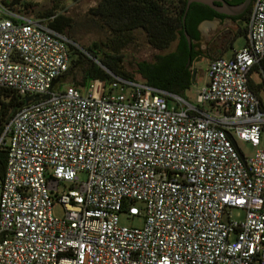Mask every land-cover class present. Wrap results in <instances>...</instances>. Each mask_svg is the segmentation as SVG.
Returning a JSON list of instances; mask_svg holds the SVG:
<instances>
[{"label": "built area", "instance_id": "2783aa9c", "mask_svg": "<svg viewBox=\"0 0 264 264\" xmlns=\"http://www.w3.org/2000/svg\"><path fill=\"white\" fill-rule=\"evenodd\" d=\"M55 17L0 0V87L39 96L0 137V264H264V149L238 143L258 147L264 132L250 85L264 0L244 46L208 59L194 102L109 69L111 84H61L76 43ZM122 213L145 223L122 225Z\"/></svg>", "mask_w": 264, "mask_h": 264}, {"label": "trees", "instance_id": "16d2710c", "mask_svg": "<svg viewBox=\"0 0 264 264\" xmlns=\"http://www.w3.org/2000/svg\"><path fill=\"white\" fill-rule=\"evenodd\" d=\"M2 1L9 6L33 12L39 17L56 15L51 25L61 32H68L70 18L63 14H56L54 8L37 11L34 4L28 0ZM229 1L238 4L244 0ZM253 4L254 0L243 14L231 17L217 12L206 4L194 2L187 12L184 23L187 0H100L96 6L90 8V14L100 18L103 21V26L110 28L112 36L117 38L134 36L136 31L142 30L147 36L148 42L160 53L155 56L152 62L138 63L137 73L140 78H137L135 74L123 69L122 56L104 50L97 43L85 47L87 53L76 45H70L71 63L61 81L70 75H73L74 78L80 75L81 80L72 84L86 87L94 80L111 84L113 76L106 70L109 69L115 75L143 80L157 88L184 96L185 92L196 82V80L193 81L192 66L202 55V52L198 50L202 38L200 24L214 19L221 21L232 19L235 22H243L242 26L232 32L230 40L223 46L224 52L233 46L238 36L247 37V22ZM185 30L191 36V48L185 36ZM174 44L175 47L172 49ZM223 52L215 57L224 56ZM189 59H191L190 63ZM253 70L264 75V59L256 64ZM250 85L257 94L264 88V82L256 84L252 78ZM25 104V97L12 89L0 87V137L10 117ZM6 165L7 150L4 146L0 148V180L4 177Z\"/></svg>", "mask_w": 264, "mask_h": 264}, {"label": "rangeland", "instance_id": "374dc122", "mask_svg": "<svg viewBox=\"0 0 264 264\" xmlns=\"http://www.w3.org/2000/svg\"><path fill=\"white\" fill-rule=\"evenodd\" d=\"M34 4V8L37 11H43L47 9H55L56 14H63L70 18L68 32L66 34L71 38L76 46L87 53L85 47H89L94 43L102 47L104 50L123 57V69L135 74L137 78L140 75L137 73L138 63L147 61L152 62L155 56L160 53L155 49L147 39L144 31L138 30L134 33V36L116 37L112 36L111 30L108 26H103V21L90 14V8L96 6L100 0H28ZM219 22V21H218ZM243 22H235L231 19H226L224 22L217 21L209 23L204 22L202 27V41L199 51L202 52L201 58L193 63L192 68L197 69L196 82L192 87L187 90L183 97L195 101L197 91L206 84L208 59L215 57L220 52L216 49L226 45V42L230 40L232 32L236 31L239 26H242ZM214 33H219L216 37ZM246 38L244 35L238 36L232 47H229L223 52L226 58H230L234 51L239 50L244 46ZM175 44L172 49H174ZM164 53V52H162ZM252 79L254 83L261 84L264 82V75L257 70L252 71ZM81 80L80 75L76 78L73 75L68 76L61 84L77 83ZM79 87L83 88V86ZM260 96L264 99V88L260 90ZM238 143L244 153L248 156L254 155L259 149H264V132L262 134L261 144L258 147L252 146L248 142L238 140ZM79 178L84 180L86 174L84 172L79 173ZM137 206L142 207L140 202L136 203ZM53 213L55 216L63 215L62 205L58 202L54 204ZM231 217L233 219L242 220L245 215V211L242 209H232ZM121 224L129 227H142L145 223L144 215L129 216L126 213H122Z\"/></svg>", "mask_w": 264, "mask_h": 264}, {"label": "water", "instance_id": "95a60500", "mask_svg": "<svg viewBox=\"0 0 264 264\" xmlns=\"http://www.w3.org/2000/svg\"><path fill=\"white\" fill-rule=\"evenodd\" d=\"M194 2L206 4L221 14H225V15L233 17V16L241 15L245 11H247L249 9V7L251 6L253 0H244L243 2L238 3V4L231 3L229 0H187L186 12H185V15L183 18L184 23L186 20L187 12L189 11L191 4ZM200 30H202V29H200ZM184 33H185V36L188 40L189 46L191 48L192 47L191 36L188 34V32L186 30ZM190 62H191V59H189V63ZM197 72H198L197 69L193 68V81L194 82H195L196 77H197ZM58 81H59V79H57L55 81V83ZM38 99H39L38 95L29 96L26 98L27 102H29L31 100H38Z\"/></svg>", "mask_w": 264, "mask_h": 264}, {"label": "flooded vegetation", "instance_id": "af4514ba", "mask_svg": "<svg viewBox=\"0 0 264 264\" xmlns=\"http://www.w3.org/2000/svg\"><path fill=\"white\" fill-rule=\"evenodd\" d=\"M232 20V19H231ZM215 21H219V22H224V21H221L220 19H214V20H210V21H204V22H209V23H212V22H215ZM218 22V23H219ZM203 24V22L200 24V26H199V29H202V27H201V25ZM201 31V34H202V30H200ZM219 33H214V36L216 37L217 35H218ZM202 37V36H201ZM202 39L203 38H201V41H202ZM200 47H201V42H200ZM199 49V48H198Z\"/></svg>", "mask_w": 264, "mask_h": 264}, {"label": "crops", "instance_id": "0c3cea01", "mask_svg": "<svg viewBox=\"0 0 264 264\" xmlns=\"http://www.w3.org/2000/svg\"><path fill=\"white\" fill-rule=\"evenodd\" d=\"M217 23H218V22H217ZM223 50H224V47H219V49H216V51H217V52H220V53H222Z\"/></svg>", "mask_w": 264, "mask_h": 264}]
</instances>
